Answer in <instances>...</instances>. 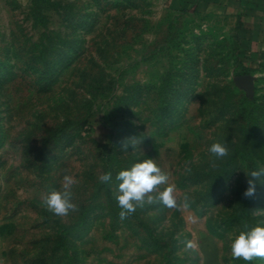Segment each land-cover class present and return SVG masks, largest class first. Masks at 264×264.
I'll return each instance as SVG.
<instances>
[{"label": "rangeland", "instance_id": "obj_1", "mask_svg": "<svg viewBox=\"0 0 264 264\" xmlns=\"http://www.w3.org/2000/svg\"><path fill=\"white\" fill-rule=\"evenodd\" d=\"M148 159L169 177L149 195L176 205L121 219L115 177ZM262 168L264 11L0 0V264H264L231 253L264 227V180L244 196ZM66 176L76 208L57 216L43 201Z\"/></svg>", "mask_w": 264, "mask_h": 264}, {"label": "clouds", "instance_id": "obj_2", "mask_svg": "<svg viewBox=\"0 0 264 264\" xmlns=\"http://www.w3.org/2000/svg\"><path fill=\"white\" fill-rule=\"evenodd\" d=\"M208 151L216 158H223L228 154V148L219 142L211 144ZM246 175L248 187L244 196L252 197L256 193V185L260 184L258 181L264 180V168L252 170ZM112 178L111 171L100 177L104 183L111 182ZM115 179L120 182L115 198L118 207L121 209L119 212L121 219L134 213L145 199L148 202L157 199L169 208L176 205L172 186H168L164 191L159 192L156 197L149 195L158 185L166 184L169 179L168 175L161 171L153 159L136 163L130 169L119 171ZM71 183V178L66 176L64 189L50 192L43 201L47 209L57 216H66L70 210L76 208L72 202V192L69 190ZM187 246L188 248L195 247L191 241L188 242ZM231 253L233 258H242L244 261H252L254 257L264 258V227L257 226L240 232L231 243Z\"/></svg>", "mask_w": 264, "mask_h": 264}, {"label": "crops", "instance_id": "obj_3", "mask_svg": "<svg viewBox=\"0 0 264 264\" xmlns=\"http://www.w3.org/2000/svg\"><path fill=\"white\" fill-rule=\"evenodd\" d=\"M233 2L239 5L242 4L244 10L264 11V0H233Z\"/></svg>", "mask_w": 264, "mask_h": 264}]
</instances>
